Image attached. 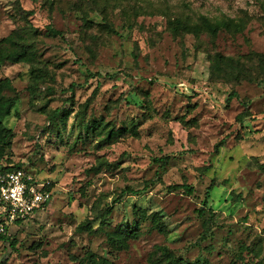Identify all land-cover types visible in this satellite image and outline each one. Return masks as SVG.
<instances>
[{
	"label": "rangeland",
	"instance_id": "1",
	"mask_svg": "<svg viewBox=\"0 0 264 264\" xmlns=\"http://www.w3.org/2000/svg\"><path fill=\"white\" fill-rule=\"evenodd\" d=\"M20 46L0 173L51 198L0 264H264V0H0V50Z\"/></svg>",
	"mask_w": 264,
	"mask_h": 264
},
{
	"label": "built area",
	"instance_id": "2",
	"mask_svg": "<svg viewBox=\"0 0 264 264\" xmlns=\"http://www.w3.org/2000/svg\"><path fill=\"white\" fill-rule=\"evenodd\" d=\"M48 184L35 180L21 167L0 173V233L47 205L51 198Z\"/></svg>",
	"mask_w": 264,
	"mask_h": 264
},
{
	"label": "trees",
	"instance_id": "3",
	"mask_svg": "<svg viewBox=\"0 0 264 264\" xmlns=\"http://www.w3.org/2000/svg\"><path fill=\"white\" fill-rule=\"evenodd\" d=\"M219 27H225L228 28V23L227 22H223V21H216L213 25H212V30L215 33ZM49 30L54 32V33H60L59 30L54 29L53 27H49ZM26 53V48L24 46H20L18 49H11V50H7V51H1L0 50V64L5 62V61H10V62H16L18 61L21 57H23ZM225 61L233 64V63H239V59L238 58H234L231 56H226L224 57ZM237 93L236 91L232 90L230 91V93L228 94V98L231 97H236ZM14 105V98L11 97L9 98L7 101H5L4 103L0 104V118H2L3 116L7 115L9 113L10 108ZM1 127H0V131H1ZM1 137V134H0ZM3 156V150L2 147H0V158H2ZM12 161L10 159H7V165L4 166L1 169V173L16 168L19 165L16 163L11 164ZM90 169H93L95 171L98 170V167H91ZM51 186V184H50ZM172 187H183L185 190H187L188 192L192 191V187L188 184H173L171 185ZM212 184L208 185L207 187V192L206 195L208 194V191L211 189ZM126 190H128L131 193H138L139 190L138 189H131V188H127ZM206 205V198L204 199V203ZM204 211V207H202L201 209H199V212L202 213ZM91 226V221L89 219H84L82 221H80L77 225H76V230L77 231H82V230H88ZM126 230V229H123ZM127 231V230H126ZM6 236V234L1 233L0 234V238H4ZM106 238L114 243L117 244H121V242L123 241L124 237L122 236H117L114 235L113 233L108 232L106 234ZM171 264H182V262L179 260V257H174L170 259ZM98 264H115L113 261L109 260L106 257L100 256V261ZM199 264V263H196Z\"/></svg>",
	"mask_w": 264,
	"mask_h": 264
}]
</instances>
